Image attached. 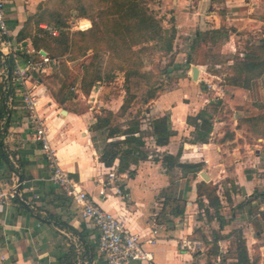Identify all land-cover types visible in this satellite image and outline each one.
<instances>
[{"label": "crops", "instance_id": "0c3cea01", "mask_svg": "<svg viewBox=\"0 0 264 264\" xmlns=\"http://www.w3.org/2000/svg\"><path fill=\"white\" fill-rule=\"evenodd\" d=\"M47 1H5L9 38L13 46L21 49L20 64L32 56L34 37L41 36L46 28H53L44 22L37 23L41 14H47ZM250 8L229 16L228 23L236 29L230 34L237 35L241 29L237 23L242 21L252 29L264 25L262 17H252L257 7ZM39 51L59 60L58 69L33 72L27 82L37 96V113L44 121L59 167L131 233L144 238L155 221L160 227L158 239L149 248L154 264H234L235 238L230 234L235 229L243 231L249 258L264 264V233L260 230L264 227V212H258L264 199V150L261 151L259 144L248 142L252 132L246 122L264 115V71L248 82L243 102L239 104L232 102L234 87H227L225 91L220 90L221 85H212L210 89L219 90L214 98H226V105L220 104L221 100L215 104L213 97L206 93L204 85L210 80L204 74L208 73L194 66L198 69L194 82L189 71H185L177 80L182 85L180 88L160 92L145 107L139 120L144 142L139 148L142 159L119 173L118 161L110 170L100 162V157L111 141L124 139L122 133L111 138L110 131L114 127L124 131L129 122L116 117L108 126H94L97 116H103L105 111L114 116L120 111L124 91L113 94L108 88L97 87V110L87 101L96 86L90 94H85L78 74L73 77L78 81L72 80L69 90L64 84L66 78L61 71L66 74L69 68L75 73L73 67L77 60L67 59L71 49L60 57L43 49ZM89 56L86 54L82 59ZM7 79H10L8 71ZM11 87L12 93L0 92V189L8 191L16 180L21 186L17 196L0 207V264H105L97 249L96 228L81 217L80 208L49 180L51 169L40 143L34 139L35 127L28 121L13 83ZM166 115L171 137L166 145L157 146L151 122ZM208 127V141L198 142L196 130L203 132ZM255 138L264 143V137ZM137 157L135 153L131 159ZM169 158H173L170 164ZM174 163L199 167L196 171L183 170L176 165L172 167ZM113 171L116 179L108 182L107 174ZM202 172L208 181L201 177ZM100 180L106 181V197L99 195ZM203 183L215 188L221 221L207 198L198 197V187ZM116 186L120 188V195L114 190ZM169 199L184 200V212L161 221L159 213L164 201ZM196 230L199 236L194 233ZM184 239L200 247L188 251L181 247ZM213 239L217 241L218 254L209 251Z\"/></svg>", "mask_w": 264, "mask_h": 264}, {"label": "rangeland", "instance_id": "374dc122", "mask_svg": "<svg viewBox=\"0 0 264 264\" xmlns=\"http://www.w3.org/2000/svg\"><path fill=\"white\" fill-rule=\"evenodd\" d=\"M50 1L51 5L46 4L45 12L53 16L54 24L59 25V28L55 25L53 28L66 31L69 29L70 33L85 28L92 31V34L86 38L73 36V48L67 59L77 60L73 67L75 73L70 72L69 68L66 69V74L63 73V70L61 73L65 75L66 88L72 85V80H77L73 78L77 74L82 78L80 87L83 78L86 79L84 90L82 89L84 93L88 90L86 94H90L93 86H96L92 91L94 97L98 96L99 89L97 87L100 86L108 88L113 94L122 91L124 89V72L129 67L149 74L151 84L156 89L165 91L174 89L176 86L180 88L182 85H178V78L183 76L187 70L191 75L192 67L197 66L203 72L208 73L204 74V77L211 83L204 85L208 96L213 97L212 100L215 104L221 100L220 104L222 102L226 105V98L225 100L214 98L215 93L219 90L210 89L212 85L217 84L222 86L220 90H227V87H224V80L231 74V71L226 66L227 62L224 59L232 56L237 60L243 59V55L250 52L248 48L258 46L259 41L264 38V25L252 29L249 25L244 26L242 21L237 23V27L241 28L240 31L237 35H233L229 32L236 31V29L233 27L234 25L228 23L229 16L233 12L246 10L250 7H257L252 11V17L259 16L264 19V0H138L140 5L146 8L147 14L157 20L162 29L167 31L166 35L171 32L172 28L175 29L169 52L163 49L164 40L151 39L153 33L149 29L144 30V36L138 35L137 31L133 34L137 37V44L123 43L121 35L116 38L109 27L113 18L100 15L101 9L106 5L99 0ZM81 9L84 12H81ZM118 23L121 26L123 19ZM91 27L92 29H90ZM219 29L227 31V36L219 37L216 40L211 39L209 33ZM248 29L251 31H245ZM166 37L168 38V36ZM86 54H90V56L87 59H82ZM61 64L63 65L64 61ZM82 66H85L86 69L83 70ZM218 66L219 69H217ZM95 79H98L101 84L93 83ZM91 81L93 84L90 86ZM184 86L187 87V84ZM188 86L191 88L190 85ZM92 98L90 97L87 101H90L91 106L98 110L99 102L97 100L94 102V98ZM144 109L145 107H142L139 111L141 117ZM116 117V115L111 117L110 122L114 121ZM128 118L124 117L127 123L130 122ZM111 126L116 125L112 124ZM255 141L256 138L252 133L248 142L259 144L261 147L259 148L263 151L264 143H260L261 141L255 143ZM255 148L258 147L255 146ZM262 198L264 197L262 196ZM260 230L264 233V227Z\"/></svg>", "mask_w": 264, "mask_h": 264}, {"label": "trees", "instance_id": "16d2710c", "mask_svg": "<svg viewBox=\"0 0 264 264\" xmlns=\"http://www.w3.org/2000/svg\"><path fill=\"white\" fill-rule=\"evenodd\" d=\"M48 0L45 3L51 5V1ZM102 4L106 5L105 8L101 9L100 15L104 17H112V21L109 23L110 30L112 34L117 38L122 36L123 43L128 44H137L138 40L133 34L137 31L138 35L144 36L145 29H149L152 34L151 39L164 40L165 49L167 52L171 49V42L174 39L175 29L172 28L171 32L167 35V31L163 30L157 20H154L146 12V8L140 5L138 0H99ZM110 4L109 6H107ZM81 12L84 10H80ZM57 12V11H55ZM85 18V17H84ZM123 19V23L120 26L119 21ZM38 22H44L48 26L55 25L59 28V25L54 24L53 16L48 14H41L39 16ZM92 29V27L90 28ZM92 34L91 30L86 32H73L60 29L58 36L49 35L48 31H43L41 36L34 37V47L35 50L43 49L53 56H63L69 53L70 49L73 48V36L85 37ZM211 39H218L219 37L227 36V31L222 29L214 30L209 33ZM168 36V38L166 37ZM122 42V39H120ZM250 52L243 55V59L237 60L234 56L231 58H225L224 61L227 62L226 66L231 71L228 77L225 78V86L228 88H233L232 90V102L235 104L242 103V95L244 89L248 86V82L251 79H254L260 76L264 71V40L259 41V45L255 47L248 48ZM229 61V62H228ZM7 62V63H6ZM188 62V60H187ZM232 62V63H230ZM230 63V64H229ZM10 66V60L2 59V54L0 53V92H13L12 83L10 79L6 80L7 67ZM86 69V68H85ZM219 69V66L218 68ZM5 71V73H4ZM84 80V78H83ZM81 88L84 90V83L86 84V79L83 82ZM99 81L95 79L93 83ZM11 83V84H10ZM92 81L89 83L91 86ZM3 87L6 89L4 90ZM124 100L123 104L120 107V111L116 114L117 117H129V125L124 131H121L118 128H113L110 131L111 138L117 137L115 134L122 133L124 136L123 140L111 141L104 152L100 157V162L107 168L112 170V166L115 161H118L117 171L122 173L128 170L130 163H137V160L142 159L141 152L139 151L140 147L144 146L142 140V134L140 130V109L146 107L157 95L162 92L158 90L151 84L150 75L147 73L140 72L138 69L132 67L127 68L124 72ZM88 93L85 92V94ZM202 113V112H201ZM200 113V114H201ZM103 116H97L96 124L94 128H99L102 126H108L110 123V118L114 117L111 112L105 111ZM2 116L0 115V120ZM201 119V116L199 115ZM250 124L251 132L255 136L264 137V115L258 116L255 118H249L246 120ZM151 132L152 136L155 139L157 146H164L168 143L169 138L171 137V129L168 115L158 118L151 122ZM210 128H206L203 132H199L196 136V140L200 143H206L208 141V134ZM137 134V136H135ZM138 153L136 159L133 158V154ZM131 160V161H130ZM173 158H169V164ZM177 166L180 169H186L196 171L199 166L197 165H182V164H172ZM109 170V171H110ZM108 173V172H107ZM198 197H205L208 200L209 206L215 210L217 218L221 221L222 218L219 215L220 203L215 195V188L211 184H200L198 187ZM185 209L184 200L169 199L165 200L163 208L159 213V219L167 220L169 217L176 218L183 214ZM256 220V219H255ZM253 220V222L255 221ZM257 229L258 225L255 224ZM199 236V231L194 232ZM230 235L235 238V262L234 264H258V259H250L246 247V240L241 229H235ZM209 251H212L213 254H218L217 241L213 239L209 243Z\"/></svg>", "mask_w": 264, "mask_h": 264}, {"label": "built area", "instance_id": "2783aa9c", "mask_svg": "<svg viewBox=\"0 0 264 264\" xmlns=\"http://www.w3.org/2000/svg\"><path fill=\"white\" fill-rule=\"evenodd\" d=\"M5 1L0 0V53L3 61L4 59L10 60V66H8L10 67V73L8 76L16 87L21 103L27 112L28 121L35 127L34 139L40 143L43 155L51 169L49 180L57 185L80 208L81 217L96 228L98 232L97 249L102 255L105 264H154L153 253L149 248L158 239V229L160 227L155 221H153V227L150 228L144 238H141L138 234L131 233L121 221L96 204L93 198L74 183L67 173L59 167L55 150L50 145L47 137L44 121L37 113V96L33 93V88L27 86L30 75L33 72H46L50 67L59 68V60L50 58L39 50H32L30 51L32 56H29L23 64H20L21 49L13 46L9 38L4 9ZM46 30L51 36L58 35V31L53 28H46ZM91 97L96 102L97 95L94 97L91 94ZM107 177L108 182H111L116 179V174L114 171L109 172ZM100 184L99 195L106 197L104 188L106 181L100 180ZM20 186V182L16 180L8 191L3 192L0 189V207L7 205L17 196ZM114 190L117 194H121L118 186ZM258 212H264V202L261 203ZM181 247L188 251H194L200 246L196 242L184 239L181 241Z\"/></svg>", "mask_w": 264, "mask_h": 264}, {"label": "water", "instance_id": "95a60500", "mask_svg": "<svg viewBox=\"0 0 264 264\" xmlns=\"http://www.w3.org/2000/svg\"><path fill=\"white\" fill-rule=\"evenodd\" d=\"M41 53L44 54V52L41 51ZM7 71H8V75L10 73V67H7ZM197 76H198V69L196 67H193L192 68V71H191V77H192V80L193 81H196L197 80ZM201 177L205 180V181H208V178L207 176L202 172L201 174Z\"/></svg>", "mask_w": 264, "mask_h": 264}]
</instances>
